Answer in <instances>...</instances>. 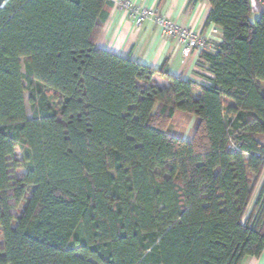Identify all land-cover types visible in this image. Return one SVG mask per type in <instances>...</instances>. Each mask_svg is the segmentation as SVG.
Returning <instances> with one entry per match:
<instances>
[{
    "label": "trees",
    "instance_id": "1",
    "mask_svg": "<svg viewBox=\"0 0 264 264\" xmlns=\"http://www.w3.org/2000/svg\"><path fill=\"white\" fill-rule=\"evenodd\" d=\"M256 1L258 19L252 0H209L206 24L222 41L200 51V79L99 47L111 0L0 9V264H242L262 255ZM178 111L199 119L192 140L170 131Z\"/></svg>",
    "mask_w": 264,
    "mask_h": 264
},
{
    "label": "crops",
    "instance_id": "2",
    "mask_svg": "<svg viewBox=\"0 0 264 264\" xmlns=\"http://www.w3.org/2000/svg\"><path fill=\"white\" fill-rule=\"evenodd\" d=\"M109 16L98 37L97 45L111 52L132 56L134 59L151 67L159 68L165 62L173 75L186 79H200L197 64L200 50L194 49L188 56L183 54V46L174 37H167L155 24L145 22L137 26L130 14L119 4L121 0H111ZM137 7H146L165 15L178 25L189 27L204 36H215V42L222 41V30L215 24L207 25L211 11L209 0H130ZM256 13H261L263 6L256 3ZM216 31V35L213 34ZM159 83H166L162 76H156ZM196 118L194 117V120ZM196 127H186L182 137L192 140ZM264 181V171L259 186ZM257 188L252 203L256 200ZM242 264H264V252L260 257L248 256Z\"/></svg>",
    "mask_w": 264,
    "mask_h": 264
},
{
    "label": "built area",
    "instance_id": "3",
    "mask_svg": "<svg viewBox=\"0 0 264 264\" xmlns=\"http://www.w3.org/2000/svg\"><path fill=\"white\" fill-rule=\"evenodd\" d=\"M252 2L255 7L257 1L252 0ZM119 4L130 14L137 26L150 22L157 25L167 37L176 38L183 46L184 56H188L194 49L211 52L215 50V36H204L189 27L178 25L170 18L157 13L153 9L135 6L130 0H121ZM216 33L214 31L213 34Z\"/></svg>",
    "mask_w": 264,
    "mask_h": 264
},
{
    "label": "rangeland",
    "instance_id": "4",
    "mask_svg": "<svg viewBox=\"0 0 264 264\" xmlns=\"http://www.w3.org/2000/svg\"><path fill=\"white\" fill-rule=\"evenodd\" d=\"M260 16H261V13H255L253 16V19H258ZM22 64H23V71L25 72L26 71V65H25L24 58H22ZM25 99H26V108H27L28 116L32 117V109H31L30 103L28 101V92H25ZM194 117L196 118V121H193ZM198 122H199V119L196 116H192L187 112L178 111L176 113L174 119H173L170 131L175 133L176 136H182L186 127L190 126L192 129L194 127V125H195V127L197 126ZM15 157L22 159L23 154H22V150L20 147H18V149L15 153ZM24 171H25V169H19L16 171V175L20 176Z\"/></svg>",
    "mask_w": 264,
    "mask_h": 264
},
{
    "label": "water",
    "instance_id": "5",
    "mask_svg": "<svg viewBox=\"0 0 264 264\" xmlns=\"http://www.w3.org/2000/svg\"><path fill=\"white\" fill-rule=\"evenodd\" d=\"M10 0H0V9L4 8Z\"/></svg>",
    "mask_w": 264,
    "mask_h": 264
}]
</instances>
